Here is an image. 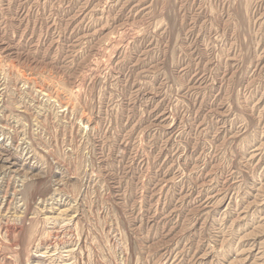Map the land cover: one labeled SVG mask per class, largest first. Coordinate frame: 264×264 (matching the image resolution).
<instances>
[{"label": "rangeland", "instance_id": "obj_1", "mask_svg": "<svg viewBox=\"0 0 264 264\" xmlns=\"http://www.w3.org/2000/svg\"><path fill=\"white\" fill-rule=\"evenodd\" d=\"M0 264H264V0H0Z\"/></svg>", "mask_w": 264, "mask_h": 264}]
</instances>
